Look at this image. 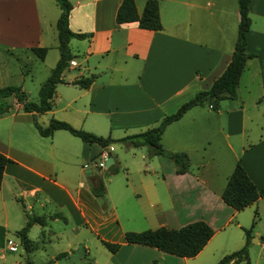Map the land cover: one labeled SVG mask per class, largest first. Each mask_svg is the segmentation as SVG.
<instances>
[{
    "label": "crops",
    "instance_id": "0c3cea01",
    "mask_svg": "<svg viewBox=\"0 0 264 264\" xmlns=\"http://www.w3.org/2000/svg\"><path fill=\"white\" fill-rule=\"evenodd\" d=\"M3 1L6 6H14L16 13H6V27H0V50L28 51L30 46H45V55L39 60L43 61L51 51V62H55L58 51L52 23L59 13L58 5L55 3L56 10L52 8L49 14L40 0ZM68 1L69 29L88 33L68 40L71 53L78 55L75 50L82 57L76 60L74 56L70 60L73 63L69 61L62 70L61 77L66 82L55 84L49 109L23 111L11 94L13 98L8 102L15 112L0 115V119L10 115L11 126L31 132L27 124H33V120L45 125L54 117L112 138L141 131L155 125L196 91L206 89L225 67L233 47L237 0H157L161 24L158 29L138 27L136 21L115 22L120 0ZM143 2L134 0L138 12ZM247 13L250 22L245 34L246 49L253 55L246 58L240 72L236 96L222 98L224 107L216 109L206 103L193 105L162 131L161 145L184 151L187 169L176 172L172 160L162 154L148 157L153 179L145 193L154 198L160 192L170 202L175 195H179L176 199L183 193L184 199L190 197L184 207L176 211L171 205L169 209L176 227L195 219L210 225L212 234L202 248L211 243L223 222L220 220L237 218L240 210L264 202V196H259L236 210L220 197L236 160L256 187L264 186V0H249ZM72 39L80 40L74 44L80 50L72 49ZM66 68L69 73H64ZM88 74L94 77L86 87L70 82ZM64 131L55 129L49 136L37 132L31 136L33 143L22 137L13 139L10 134L6 140L0 139V152L10 159L4 164L0 181V264L8 249L6 231L14 233L27 213L46 218L44 224L29 226L27 236L32 241L30 231L55 234L51 223L57 219L64 224L70 219L71 230L95 234L110 221L106 213L93 218L91 207L96 195L91 188L101 180L98 172L103 166L97 164L101 155L105 152L112 157L110 164L115 163L112 143L103 150L97 143H87ZM211 144L221 146L206 150L205 146ZM192 155L200 175L191 170ZM86 171L97 173L98 180ZM211 184L219 185L213 190ZM105 191L104 187L103 194ZM116 200L110 198L104 204L112 218L119 217ZM139 208L138 215L127 210L122 215L149 219L147 209L141 205ZM50 214L58 215L49 217ZM118 241L121 247H130L127 253L138 245Z\"/></svg>",
    "mask_w": 264,
    "mask_h": 264
},
{
    "label": "rangeland",
    "instance_id": "374dc122",
    "mask_svg": "<svg viewBox=\"0 0 264 264\" xmlns=\"http://www.w3.org/2000/svg\"><path fill=\"white\" fill-rule=\"evenodd\" d=\"M44 3L45 8L50 14L52 8L56 10L54 0H40ZM16 13V8L6 6L3 0H0V27H6V13ZM14 18V21H18ZM54 22L52 23L53 26ZM55 32V27H54ZM80 42L79 39L71 40L72 49L74 44ZM81 44V43H80ZM74 52L76 60L82 57L80 52ZM51 51L46 55L45 59L39 60L33 53L20 49H12L9 51L0 50V87L4 85H21L28 100H37V88L43 79L48 75L50 68L55 62H51ZM50 63V66L48 64ZM71 71V69H70ZM69 70L66 68L64 73ZM13 96L10 94L3 98L4 101H11ZM219 101L218 106L224 107L225 101ZM9 112L14 113L13 109ZM6 113V112H5ZM10 115H6L0 119V139L6 140L7 134L11 138L22 137L27 143H33L31 136H36L37 131L33 124H27L28 129H21L18 125L10 123ZM83 129V128H82ZM86 130V129H85ZM64 132H67L66 130ZM77 138V137H76ZM221 146V144H211L205 146L206 150L213 147ZM113 149L111 152L115 155L114 166L117 167L115 173H110L107 167L103 166L99 170L101 181L106 191L103 195H96L92 200L93 218L103 216L104 213L108 215L110 221L107 225L102 226L98 233L89 231H75L71 230L70 219L67 224L62 220L57 219L51 223L55 234L45 233L41 235L39 232L30 231V236L35 242V247L30 251H25L18 237L12 230L6 231V239H9L16 245V249L10 251L7 249L6 257L2 264H43L47 260L52 259L50 264H150L153 259L157 260L159 264H215L217 260L225 253L237 249L244 242V234L241 227H248L251 223L253 211H256L254 221L250 227V237L247 244V255L249 264H264V202L260 201L255 205L249 206L240 210L237 218L220 220L222 222L219 230L215 233L211 243H207L205 247L201 248L195 255L190 257H183L173 255L154 247L147 245H135L129 253L127 251L130 247H121L118 240L122 239V233L125 230H142L146 228H154L159 225L166 227H176V222L171 216L169 207L174 205L177 211L190 202L185 193L172 196L171 202L167 196L158 193L154 198L147 195L145 190L147 186L152 184L153 175L151 173L150 158L145 156V146L127 147L119 141L112 142ZM192 171L199 174L194 167L195 157L191 156ZM91 165L90 160L87 161ZM146 164L148 166H146ZM92 167V165H91ZM84 176H86L83 173ZM200 175V174H199ZM219 184H211L214 190ZM183 186V185H182ZM116 200V211L119 217L112 218L111 210H105L104 204L107 199ZM106 202V203H105ZM143 206L150 214L147 218H129L122 215L123 210H127L133 214L141 211L139 206ZM153 215H151V213ZM241 223V224H237ZM219 224V221H218ZM213 227L216 224H212ZM106 237L113 238L108 240ZM102 240L117 242L118 248L111 252L109 251ZM123 240V239H122ZM6 240V245H7ZM128 248V249H127ZM125 250V251H124ZM57 252H63L56 260L53 258ZM124 258V255H126ZM230 264H241V262H232Z\"/></svg>",
    "mask_w": 264,
    "mask_h": 264
},
{
    "label": "trees",
    "instance_id": "16d2710c",
    "mask_svg": "<svg viewBox=\"0 0 264 264\" xmlns=\"http://www.w3.org/2000/svg\"><path fill=\"white\" fill-rule=\"evenodd\" d=\"M58 5L59 13L55 19L54 27L56 31V48L58 57L50 68L48 75L43 79L37 88V100H27L24 91L19 85H4L0 87V115L11 109V103L4 101L3 98L12 94L16 101L21 104L23 111L43 112L50 108L51 97L54 92L55 84L58 82H66L61 77L62 70L69 64L74 57L68 46L70 37L83 38L88 35L85 32L72 31L68 27V14L71 4L68 0H54ZM249 0H237L238 20L236 25V34L229 59L220 72L206 89L196 91L192 96L181 102L178 107L167 114H164L159 121L141 131L125 134L123 136L112 138L109 135H99L91 131L74 127L69 122L51 117L45 125H41L33 120V125L41 136H49L55 129H64L70 134L78 137L87 143H97L101 147L119 141L126 146H145L146 157L154 154H162L172 160L175 165L176 172H183L188 167V157L184 151H172L164 148L160 143V137L165 126L178 119L188 108L193 105L206 103L212 109L218 107L222 98H234L236 96V86L238 77L244 66L246 58L253 55L246 49L245 34L249 26L250 18L247 13ZM114 20L117 23L126 21H136L138 27L147 29L160 28V20L158 15L157 0H144L141 10L138 12L135 7L134 0H120L114 13ZM45 46H30L29 50L39 59H42L46 52ZM94 74L79 76L70 82L80 87H86L93 79ZM10 159L0 152V181L4 164ZM110 173H115L117 167L114 164L107 166ZM95 195H102L104 186L101 180L91 188ZM259 196H264V186L256 187L253 181L246 173L244 167L239 160L226 176L225 183L220 191L221 199L232 208L238 210L250 203L254 202ZM58 214H50L54 217ZM256 211H253L251 223L248 227H242L244 234V242L240 247L223 254L215 264H230L232 262H241V264H249L247 255V244L250 237V227L253 224ZM45 216L37 214H26L24 223L14 230L18 237L22 248L30 251L35 247L33 242L27 236V230L32 223L44 224ZM212 234L210 225L202 220L195 219L186 222L178 227H166L159 225L154 228H146L138 231L125 230L122 233V239L126 243H138L154 247L161 251L184 257L195 255L206 243ZM104 246L111 252L118 248L117 242L102 240ZM63 255L58 252L54 255V259ZM52 259L47 260L43 264H50ZM28 264H32L27 261ZM150 264H159L153 259Z\"/></svg>",
    "mask_w": 264,
    "mask_h": 264
},
{
    "label": "built area",
    "instance_id": "2783aa9c",
    "mask_svg": "<svg viewBox=\"0 0 264 264\" xmlns=\"http://www.w3.org/2000/svg\"><path fill=\"white\" fill-rule=\"evenodd\" d=\"M70 63H73V62L70 61ZM105 157H106V154L104 152L101 155V159L97 162V164L104 166V159H105ZM83 166H86V164H84ZM6 240L8 242L7 245H6V247L8 248V250H11V251L15 250L16 249V245L13 242H11L9 239H6ZM5 243H6V241H5Z\"/></svg>",
    "mask_w": 264,
    "mask_h": 264
},
{
    "label": "water",
    "instance_id": "95a60500",
    "mask_svg": "<svg viewBox=\"0 0 264 264\" xmlns=\"http://www.w3.org/2000/svg\"><path fill=\"white\" fill-rule=\"evenodd\" d=\"M103 150H107V147H103ZM112 162V157L110 155H107L104 159V166L107 167L110 163ZM86 174L90 175V176H94L96 178V180H98L99 176L97 173H90L89 171H86Z\"/></svg>",
    "mask_w": 264,
    "mask_h": 264
}]
</instances>
